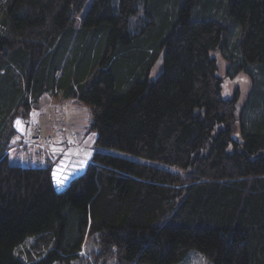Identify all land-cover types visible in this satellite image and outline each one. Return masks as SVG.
I'll return each mask as SVG.
<instances>
[{
	"label": "trees",
	"instance_id": "trees-1",
	"mask_svg": "<svg viewBox=\"0 0 264 264\" xmlns=\"http://www.w3.org/2000/svg\"><path fill=\"white\" fill-rule=\"evenodd\" d=\"M45 94L97 134L62 192L48 161L9 162ZM262 151L264 0H0V264H72L88 235L94 264H264Z\"/></svg>",
	"mask_w": 264,
	"mask_h": 264
},
{
	"label": "rangeland",
	"instance_id": "rangeland-1",
	"mask_svg": "<svg viewBox=\"0 0 264 264\" xmlns=\"http://www.w3.org/2000/svg\"><path fill=\"white\" fill-rule=\"evenodd\" d=\"M86 10H87V7H86ZM139 16H140V14L135 17V21H137ZM236 32H238V30H236ZM212 56L217 59L218 74L222 78H224V80H225V87H226L227 95L229 97L233 96L235 90L237 88H241V90L243 92V96H244L243 99H245L246 95L250 89V83H249L248 77H246L244 75H239L238 77H235V78H229L227 75H228V71L230 69V63L225 59L223 52L222 51L221 52L213 51ZM158 73H159V68L157 67V63H156V67L154 69H152V75L155 76ZM41 99H42L41 101H43L45 103H61V102L55 100L57 98H54L53 95H50V94H45ZM65 103H69V102H65ZM70 104H72L76 107L74 112H78L77 116H80L79 117L80 122L87 120L88 123H90V124L92 123V118H90L91 117V111L89 110V108L84 107L80 104H73V103H70ZM67 107H69V105H67ZM65 109L66 108H62V111L59 114H58V110H55V114H58V115H53V118L56 120H62L65 122L66 115H67V111ZM22 116H23V112H21V115H19L14 120L13 126H12L14 132L17 131L19 133H22V131H24L26 129V125L22 122V119H21ZM24 119H25V117H24ZM17 122H19V124ZM58 125L60 126L59 130L61 132L60 138H63V137H65V135H66L65 131H67V130H66L64 124H60V122H58ZM84 127H85V125L82 126V128H83L81 131L82 142H79V145H82V143L87 140L86 144H85L86 154H85V157H83V158H87L88 160L89 159L92 160L93 153L95 152L96 135L94 134L95 132H93L90 127L88 128V126H87V128L89 130L84 129ZM19 136L20 135L17 134L16 139H19L20 138ZM66 146H68V145H66ZM24 153H25L24 151L18 150L17 152H15L14 155H11L9 157L10 164L18 166L20 163L34 164L35 161H37L35 158H32L31 156H27L25 158L24 155H26V154H24ZM27 153H30V152H27ZM43 161H44V159H42V162ZM82 161H83V159H82ZM76 162H78V161H76ZM88 162L89 161H87L86 164H88ZM68 165L71 167L74 166V168H77V163H75L74 160L70 161ZM62 187H58L57 188L58 191H61ZM98 238L99 237H97V236L88 235L87 238L85 239L83 250L80 253L79 259L77 261L73 262L72 264H94V260L91 257H92V255L98 254L100 251V245H99L100 242H99ZM34 241H35V239H30L27 242H25L20 248H18L17 254L21 257H26L30 248L32 249V244L34 243ZM99 264H101V263H99ZM109 264H115V260L111 259L109 261ZM178 264H210V262L203 254H201L195 250H191L188 253V255L186 256V258Z\"/></svg>",
	"mask_w": 264,
	"mask_h": 264
},
{
	"label": "built area",
	"instance_id": "built-area-1",
	"mask_svg": "<svg viewBox=\"0 0 264 264\" xmlns=\"http://www.w3.org/2000/svg\"><path fill=\"white\" fill-rule=\"evenodd\" d=\"M62 108H66L67 111L65 122L62 120H56L53 115H58ZM55 110H58V114H55ZM60 124L67 125L71 122L70 112L65 105H53L48 104L37 111V115L33 118L28 132H27V146H35L44 150H47L51 155L52 163H54V174L57 181L61 183L64 181V175L68 171V164L72 161L76 155L68 153L63 149V142L66 140L71 143L77 138V134L73 132H67L65 140H58ZM84 145L77 146V153L80 156ZM63 154V158L58 161L59 155ZM66 155V157H64ZM64 159V161H63Z\"/></svg>",
	"mask_w": 264,
	"mask_h": 264
},
{
	"label": "water",
	"instance_id": "water-1",
	"mask_svg": "<svg viewBox=\"0 0 264 264\" xmlns=\"http://www.w3.org/2000/svg\"><path fill=\"white\" fill-rule=\"evenodd\" d=\"M164 54H165V51L162 53V55L160 56L159 60H158V64H161L163 62V58H164ZM261 156H264V151H262L260 153Z\"/></svg>",
	"mask_w": 264,
	"mask_h": 264
},
{
	"label": "crops",
	"instance_id": "crops-1",
	"mask_svg": "<svg viewBox=\"0 0 264 264\" xmlns=\"http://www.w3.org/2000/svg\"><path fill=\"white\" fill-rule=\"evenodd\" d=\"M15 153H13V155H14ZM11 156V153L9 154V157ZM25 158H26V156H24Z\"/></svg>",
	"mask_w": 264,
	"mask_h": 264
},
{
	"label": "snow or ice",
	"instance_id": "snow-or-ice-1",
	"mask_svg": "<svg viewBox=\"0 0 264 264\" xmlns=\"http://www.w3.org/2000/svg\"><path fill=\"white\" fill-rule=\"evenodd\" d=\"M18 124H19V122H17ZM60 181H58V183H59Z\"/></svg>",
	"mask_w": 264,
	"mask_h": 264
}]
</instances>
